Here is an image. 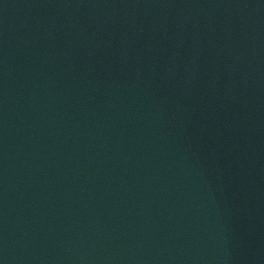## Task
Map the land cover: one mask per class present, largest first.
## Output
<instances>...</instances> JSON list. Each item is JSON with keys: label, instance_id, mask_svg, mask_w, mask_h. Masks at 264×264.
Instances as JSON below:
<instances>
[{"label": "water", "instance_id": "1", "mask_svg": "<svg viewBox=\"0 0 264 264\" xmlns=\"http://www.w3.org/2000/svg\"><path fill=\"white\" fill-rule=\"evenodd\" d=\"M0 264H264V0H0Z\"/></svg>", "mask_w": 264, "mask_h": 264}]
</instances>
